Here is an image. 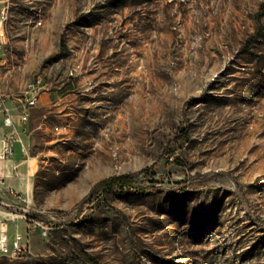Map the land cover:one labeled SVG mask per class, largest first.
Segmentation results:
<instances>
[{
  "label": "rangeland",
  "instance_id": "rangeland-1",
  "mask_svg": "<svg viewBox=\"0 0 264 264\" xmlns=\"http://www.w3.org/2000/svg\"><path fill=\"white\" fill-rule=\"evenodd\" d=\"M10 3L0 92L42 96L0 264H264V0ZM127 172L156 188H101Z\"/></svg>",
  "mask_w": 264,
  "mask_h": 264
},
{
  "label": "built area",
  "instance_id": "built-area-1",
  "mask_svg": "<svg viewBox=\"0 0 264 264\" xmlns=\"http://www.w3.org/2000/svg\"><path fill=\"white\" fill-rule=\"evenodd\" d=\"M8 7H11L10 0H0V35L2 32V20L4 18V14L8 11ZM40 82V80H39ZM4 93L0 92V102L4 106V123L7 127V132L4 135L1 141L0 148V157L7 159L14 155L15 153V145L16 143H21L23 149L26 150L25 143L22 137L23 130L19 127V124L16 123V113L13 112L11 106L8 105L7 101L4 99ZM42 89L40 84L32 83L25 94V98L22 100L20 111L18 113V121L20 125L28 122L32 109L37 106L41 100ZM15 168V175L19 174L17 166ZM14 192V189H12ZM4 214L5 218L7 217V212H3L0 208V215ZM12 217L14 219H18L21 217H25L26 215L23 213H13L11 212ZM7 223H4L2 226V231L0 233V249L3 254L8 255L10 257H17L22 255L25 252V247L23 244V234L21 231H17L14 238L10 239L7 234Z\"/></svg>",
  "mask_w": 264,
  "mask_h": 264
},
{
  "label": "crops",
  "instance_id": "crops-1",
  "mask_svg": "<svg viewBox=\"0 0 264 264\" xmlns=\"http://www.w3.org/2000/svg\"><path fill=\"white\" fill-rule=\"evenodd\" d=\"M16 123L19 124V127L22 129V125H20L18 121V117L16 116ZM5 126V132L2 134L0 137V148H1V141L4 137V135L7 132V127L4 123ZM20 146H22L21 143H16L15 145V153L12 157L3 159V167L0 169V202L1 203H11V204H16L18 202L19 196H17L18 193H29V187L28 185L23 182V180L20 178V169H19V164L16 162V154L17 150H20ZM1 166V165H0ZM15 166H17V169L19 171L18 175H15ZM1 168V167H0ZM12 189H14V192H12ZM2 207V206H1ZM5 218V215L2 214L0 215V220ZM6 223V222H5ZM4 224V223H3ZM8 225V223H7ZM3 226V225H2ZM1 226V228H2ZM18 231V230H17ZM16 231V232H17ZM11 235L10 239L14 238L15 234Z\"/></svg>",
  "mask_w": 264,
  "mask_h": 264
},
{
  "label": "trees",
  "instance_id": "trees-1",
  "mask_svg": "<svg viewBox=\"0 0 264 264\" xmlns=\"http://www.w3.org/2000/svg\"><path fill=\"white\" fill-rule=\"evenodd\" d=\"M262 6H264V3ZM257 20L259 22V26L257 27L255 32L250 37L249 42L256 39L258 36L262 34V26H260V20H261L260 15L257 16ZM183 138L185 140H188V133L185 130L183 131ZM100 186L101 188L106 189V190L125 188V187L137 188L141 190H146V189L153 190L156 188L157 185L155 183H149L147 185H143L141 182H139L136 173L127 172V173L115 174V175H112V176H109L103 179L100 182ZM262 224H264V221H262Z\"/></svg>",
  "mask_w": 264,
  "mask_h": 264
},
{
  "label": "bare ground",
  "instance_id": "bare-ground-1",
  "mask_svg": "<svg viewBox=\"0 0 264 264\" xmlns=\"http://www.w3.org/2000/svg\"><path fill=\"white\" fill-rule=\"evenodd\" d=\"M10 8L8 7V11L4 14V18L2 20V32L4 33L6 22L8 21L9 15H10Z\"/></svg>",
  "mask_w": 264,
  "mask_h": 264
}]
</instances>
